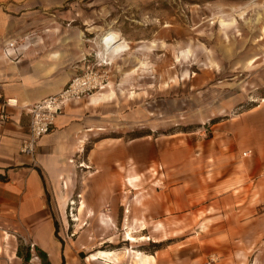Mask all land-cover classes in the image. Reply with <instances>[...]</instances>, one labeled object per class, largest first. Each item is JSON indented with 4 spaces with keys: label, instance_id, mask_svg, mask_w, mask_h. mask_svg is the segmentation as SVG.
Returning a JSON list of instances; mask_svg holds the SVG:
<instances>
[{
    "label": "rangeland",
    "instance_id": "obj_1",
    "mask_svg": "<svg viewBox=\"0 0 264 264\" xmlns=\"http://www.w3.org/2000/svg\"><path fill=\"white\" fill-rule=\"evenodd\" d=\"M33 14L27 33L55 19L89 39L86 51L98 53L110 33L127 45L104 57L101 92L115 93L105 128L47 185L49 263L135 264L136 251L150 264H264V242L230 240V195L242 187H218L243 162L264 173V0H66ZM18 41H5V52ZM128 228L146 240L125 241ZM35 248L15 216L0 215V264H41ZM99 251L114 256L88 259Z\"/></svg>",
    "mask_w": 264,
    "mask_h": 264
},
{
    "label": "crops",
    "instance_id": "obj_2",
    "mask_svg": "<svg viewBox=\"0 0 264 264\" xmlns=\"http://www.w3.org/2000/svg\"><path fill=\"white\" fill-rule=\"evenodd\" d=\"M65 1L0 0V95L16 100V107L7 109L10 119L0 123V215L15 216L23 225V230L31 235L43 251V247L50 244L53 232L50 212L45 205L47 185L58 183L63 178L61 174L67 162L78 156L86 137H93L103 131L107 118L105 104L112 102L115 95L114 91L100 92L91 98L69 103L55 119L52 129L38 140L32 156L19 153L28 124L23 107L58 92L74 75L81 72L84 57L94 52L93 48L90 51L82 48L83 43L89 41L82 38V33L72 30L70 33L55 19L50 20L52 25H44L43 29L36 32L24 31L22 24L33 22L34 8H56ZM91 30L89 28L86 31ZM102 38L100 36L98 40V52H101ZM8 40L19 41L18 46L8 50L9 54L6 55L3 46ZM116 45L111 54L117 46V49L120 48V45ZM121 45L127 48L125 41ZM121 53L118 50L114 56ZM253 61L251 59L249 64ZM133 71L125 75H131ZM102 147L100 141L93 144L88 156L100 152ZM82 165L89 168L86 164ZM236 166L242 168L240 174L218 183L219 188L226 181L234 183L229 188L231 190L242 187L241 192L230 195L232 215L236 216V226L232 228L236 233L230 240L264 242V173L251 175L248 162ZM257 166L264 168V164ZM129 181L135 183L134 177ZM60 200L61 195L58 196V203L62 210ZM127 232L132 235L131 228ZM135 238L146 240L142 236ZM92 256L88 259L98 260Z\"/></svg>",
    "mask_w": 264,
    "mask_h": 264
},
{
    "label": "built area",
    "instance_id": "obj_3",
    "mask_svg": "<svg viewBox=\"0 0 264 264\" xmlns=\"http://www.w3.org/2000/svg\"><path fill=\"white\" fill-rule=\"evenodd\" d=\"M100 55L101 53L93 52L92 55L84 57L81 72L74 75L58 92L23 107L22 111L28 117V124L26 138L19 147L21 155L32 156L38 140L52 129L55 119L63 113L69 103L88 98L107 86L105 67L108 62L104 60L105 55ZM15 107L16 100L0 95V123L10 119L7 109ZM249 153L250 151H244L241 156L248 157Z\"/></svg>",
    "mask_w": 264,
    "mask_h": 264
},
{
    "label": "bare ground",
    "instance_id": "obj_4",
    "mask_svg": "<svg viewBox=\"0 0 264 264\" xmlns=\"http://www.w3.org/2000/svg\"><path fill=\"white\" fill-rule=\"evenodd\" d=\"M104 36H106V35H104ZM122 40H121V38H120V36L117 34V33H110V34H108L104 39H103V41L100 39V43L102 44L101 45V49H100V51L101 52H98V53H101V56L102 55H107V57H110V56H113L114 57V55H115V53H117L118 52V50H119V52H123V51H125V50H127V48H125V46L124 45H121V44H123V41L121 42ZM119 42V43H118ZM120 45V48L119 49H117V45ZM114 45H116L117 47L115 48V50L112 52V54H111V51H112V49H114ZM108 60H109V64H111V62H110V58H108ZM134 72V71H133ZM133 72H131V73H133ZM102 91V90H101ZM101 91H99L98 93H96V94H94V95H92V96H90L89 98H91V97H93V96H95V95H97V94H99ZM109 93V92H108ZM83 166V165H82ZM86 166V165H85ZM85 168V167H84ZM82 207H84L83 205L81 206V208ZM75 220H77V219H75ZM126 238H125V241H127V242H130L131 244H134V243H137V242H140V241H142V240H145L144 238H139V239H136L135 237H133L132 235H131V233L130 232H127L126 233ZM130 254L132 255V258H133V260H134V262H135V264H150L149 263V258H151V256H144V255H142L141 253H139V252H136V251H131L130 252ZM114 255H113V253L112 252H104V251H99V252H97V253H94L93 254V256H92V258H96V259H98V260H106V261H110V259L113 257ZM148 260V261H147ZM153 260V259H152ZM151 261V260H150ZM152 263V262H151Z\"/></svg>",
    "mask_w": 264,
    "mask_h": 264
},
{
    "label": "trees",
    "instance_id": "obj_5",
    "mask_svg": "<svg viewBox=\"0 0 264 264\" xmlns=\"http://www.w3.org/2000/svg\"><path fill=\"white\" fill-rule=\"evenodd\" d=\"M35 254H36V257L40 260L41 264H50L47 259L45 251H43L40 248H35ZM15 255L18 258H21L24 263H27L30 259V254L28 251H26L23 256H20L18 251L15 253Z\"/></svg>",
    "mask_w": 264,
    "mask_h": 264
}]
</instances>
